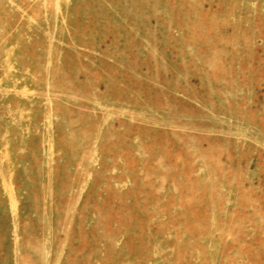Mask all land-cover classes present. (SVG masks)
I'll use <instances>...</instances> for the list:
<instances>
[{
    "label": "rangeland",
    "instance_id": "1",
    "mask_svg": "<svg viewBox=\"0 0 264 264\" xmlns=\"http://www.w3.org/2000/svg\"><path fill=\"white\" fill-rule=\"evenodd\" d=\"M0 264H264V0H0Z\"/></svg>",
    "mask_w": 264,
    "mask_h": 264
}]
</instances>
